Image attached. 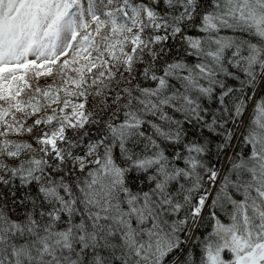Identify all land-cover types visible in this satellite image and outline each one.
I'll return each mask as SVG.
<instances>
[{
    "label": "snow or ice",
    "instance_id": "1",
    "mask_svg": "<svg viewBox=\"0 0 264 264\" xmlns=\"http://www.w3.org/2000/svg\"><path fill=\"white\" fill-rule=\"evenodd\" d=\"M0 264H264V0H0Z\"/></svg>",
    "mask_w": 264,
    "mask_h": 264
}]
</instances>
